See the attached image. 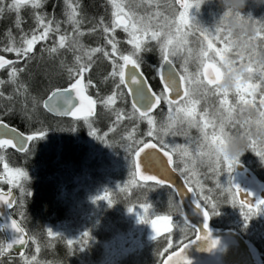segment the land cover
I'll use <instances>...</instances> for the list:
<instances>
[{
    "label": "snow or ice",
    "instance_id": "snow-or-ice-1",
    "mask_svg": "<svg viewBox=\"0 0 264 264\" xmlns=\"http://www.w3.org/2000/svg\"><path fill=\"white\" fill-rule=\"evenodd\" d=\"M46 3L47 0H7L6 10L16 13L15 27L20 30L21 35L17 40L9 29L8 44L0 47V52L13 53L16 57L12 60L0 55V70H8V79L7 81L0 79V86L14 85V91L24 97L25 118L30 119L32 111L40 106L56 115L71 116L74 120L87 124L89 135L108 147L111 145L107 143V133L101 136L92 125V118L97 115L98 106L114 114V127L110 129L112 131L115 130V124L125 119L146 121L148 125L146 135L153 140H159V143L135 141L139 146L134 150L129 145L127 150L133 158V183L143 187L147 182H153L155 185L173 189L176 196L183 195L170 180L155 174H146L147 165L152 162V153L145 150L154 149L162 152L167 158V166L172 172L179 171L185 177L184 187L187 192L193 197H196L198 190L201 192V195L194 199V204L203 216V230L195 229L194 240H190L189 243L181 242L179 245L175 244L170 236H166L167 245L159 253L163 257L170 249L178 248L167 255L166 259H162L160 264H192L184 254L190 244L205 242L206 250L211 251L219 243L211 238L208 221L210 216L219 214L217 209L220 205L219 202H214V197L204 194L203 185L199 179H196L199 166L207 164L210 171L217 177L221 172L231 173L234 170L238 158L221 159L213 152L214 146L222 144L226 136L246 138L247 150L254 151L264 162V24L257 27L256 22L249 17L247 23L254 27V35L246 45L233 49L232 38L219 27H216L215 31H210L201 27L194 18L190 17V9L199 10L204 0H196L195 4L190 3L189 0H170V2L169 0H107L108 19L100 17L87 32L81 28L84 20L79 0H63L64 19L62 21L56 17L55 4L51 13L42 11ZM5 4L6 0H0V14L5 11ZM24 9L32 10L35 25L28 32L22 28L24 20L20 13ZM63 24L69 25L71 31L63 29ZM194 29L203 38H198V49L189 46L191 43L189 37L194 34ZM98 31L103 34L104 45L92 47L83 42V36L92 35ZM118 31L125 34L123 43L130 46L129 50L120 49L121 41L117 38ZM221 33L224 34L221 35ZM49 40H52L51 45L47 44ZM217 43L223 44V47H217ZM38 44L42 45L41 52H47L50 56L58 55L61 50L72 53L73 63L65 65V62L61 61L62 66L66 67L69 85L51 91L47 99L42 101L33 98L31 110H29L27 103L29 93L26 86L20 82V74L25 71V67L18 68L16 65L30 61L36 53ZM152 44H155L160 58L157 67L161 85L159 92L153 89L141 71L142 54L151 51ZM98 54H102L112 65L111 71L104 79L111 80L114 89L106 96H100L98 93L94 97L88 90L96 86L91 79L86 78L85 74L91 72ZM229 57L243 71L236 86L230 91H225L221 90L218 84L220 67ZM235 57H239V61ZM177 59L183 60L179 70L176 68ZM192 63L196 65L195 71L189 69ZM122 89H127V93L125 94ZM230 94L236 97L234 103L229 99ZM123 95L132 98L130 112L115 107ZM3 97L4 93L0 91V98ZM211 97L219 98L218 106L210 101ZM7 99L11 100L13 97L8 96ZM162 105H167V115L166 119L158 122L152 113ZM237 110L241 114L246 111L249 113L243 118L242 123H237L239 120L235 115ZM253 112L256 113L255 119L251 115ZM193 128L198 130L199 137L194 138L190 135L189 130ZM135 131L136 128L133 127L126 138L131 139ZM45 134L44 131L25 134L0 120V152L14 149L16 152L28 153L31 150V142L42 139ZM168 135H183L187 142L170 144L163 138ZM142 153L143 159H141ZM174 154L181 157L184 163L183 168L175 166ZM0 169H2L0 181L10 186L6 193L0 190V204L6 205L9 209L18 205L22 206V200H17L12 189H19L22 196L31 195L24 184L28 180L26 171L20 167L11 166L3 154H0ZM135 177H139V181ZM140 181L145 184H140ZM193 183L198 185V188L193 187ZM216 187L227 193V203L234 207L239 205L245 227L253 215L264 211V200H257L253 204L250 200L244 199V197H251L252 193L242 192L238 186L232 184L231 179L225 187L217 178ZM97 201L105 202L108 207L113 206V200L106 189L104 194H99L92 200L93 203ZM171 203L173 202L170 201ZM178 207L181 206L178 205ZM141 208L142 212L136 215L137 222L150 224L152 240H157L165 232H172L173 218L171 216L155 215L154 218H150L151 205L145 203L141 205ZM127 212L131 214L134 209L129 207ZM184 222L188 223L186 218ZM9 227L14 233V238L10 242L0 241V257L17 249L24 264H37V257L33 255L29 259L24 251L31 241L32 244L37 245L36 252H39L37 238L29 235L15 219L11 220ZM47 236L59 235L47 230ZM90 239L89 232L85 231L81 234L83 245H87ZM67 243L71 247L73 240H68Z\"/></svg>",
    "mask_w": 264,
    "mask_h": 264
},
{
    "label": "trees",
    "instance_id": "trees-1",
    "mask_svg": "<svg viewBox=\"0 0 264 264\" xmlns=\"http://www.w3.org/2000/svg\"><path fill=\"white\" fill-rule=\"evenodd\" d=\"M79 3L84 20L81 28L85 32L94 23L98 22L100 17L108 19L109 9L105 0H79ZM54 4L56 5V17L62 21L64 19L62 13L64 7L63 0H47L42 11L51 13ZM255 4H257L255 9L258 12L264 13V0H256ZM6 9L7 0L5 11L0 14V47L8 44L9 37L7 33L9 29H11L12 34L17 40H19L21 35L20 30L15 27L16 13L8 12ZM20 15L24 20L22 28L25 32L35 27L31 9L22 10ZM254 22H256L257 27L264 24L262 18L256 19ZM62 28L67 29L69 32L71 31V27L67 24H63ZM117 38L121 41L119 47L122 51L130 49L129 45L127 46L126 43H123L126 38L125 34H121L118 31ZM82 40L86 45L92 47L105 44L103 34L99 31L92 35L83 36ZM51 43L52 40L47 42L48 45H51ZM41 47V44L36 46V53L30 61L16 65L18 68L25 67V71L20 74V82L26 86L29 93L27 98L29 110H31L33 98L42 101L47 98L51 91L67 87L70 83L66 67L62 66L61 61H64L65 65H71L73 63V54L61 50L58 55L50 56L47 52H41ZM151 47V51L142 54L141 71L153 89L159 92L161 85L157 75V67L160 58L153 51V48H156L155 44L151 45ZM0 55L5 56L7 59H16L13 53L0 52ZM182 63V59L179 62L176 60L178 70ZM195 67V65L190 64V71H195ZM111 69L112 65L109 60L105 59L102 54H98L91 72L85 74L86 78L91 79L96 86L89 88L90 95L96 97L99 93L100 96H106L113 91L114 84L112 81H105L104 79ZM7 73L8 70L6 69V72L1 77L5 81L8 79ZM48 83H51V87L44 88ZM14 88L15 86L11 84L0 86V91L4 93V97L0 98V120L25 134H31L36 131H44L46 133L42 139L31 142V150L28 153L20 154L12 149L0 152L11 166L24 169L28 176V180L24 184L26 190L31 195L22 196L19 189L14 188L17 200H22L23 203L22 206L18 205L11 209L10 213L29 235L37 238L39 252H36L37 245L32 244L31 241L25 247V255L29 259L35 255L37 257V264H81V262L83 264H91L90 254L94 245V241L92 240L94 237L91 236L97 235L99 237L95 238L101 241L102 236L111 235L113 230L123 228L120 216L124 212L126 216L127 208L147 203L151 204V207H154L159 213L165 212L162 214H170L172 216L176 214L167 212L168 208L174 205L167 203V199L164 200L165 195L162 190L171 192L170 190L150 183H140L145 184L143 187L133 183V158L127 150L129 145L134 150L139 146L135 141L144 140L159 143V140L150 139L146 135L148 126H145V121H130L125 119L115 124V130L112 131L110 129L114 127V114L98 106L97 115L92 118V125L101 136L107 133V143L111 145V150L110 147L89 135L88 125L83 121H77L73 118H53L44 111L42 106L32 111L30 119L25 118L24 97L17 94ZM122 90L125 94L127 93L125 89ZM8 96H12L13 99H7ZM216 106L218 105L216 104ZM115 107L117 109L123 108L130 112L131 105L128 96H121ZM37 110H39L41 116H38ZM246 112L241 114L237 110L235 115L240 119V116L245 115L246 117L249 115ZM152 115L156 117L158 122L166 119L167 105H162ZM251 115L252 118H256V113L254 115L253 112ZM133 127L136 128V131L132 133L131 139H127L126 137L132 132ZM91 142L95 145H100L98 153L102 160L113 156L112 160L118 161L119 159L116 157H122V160L127 159L129 162L128 168L123 170L124 166L120 165L121 163L116 165L108 163L107 172L101 168L98 169L97 178L104 180V182L95 185L93 182L94 174L91 171H86L81 166V162H85L87 156L94 158V154L89 150L88 143ZM161 147L163 146L161 145ZM118 153H121L122 156H119ZM239 162L246 166L259 182L264 184V162L260 160L254 151L251 149L246 150L241 155ZM70 167L72 168L70 169ZM122 180L126 182V185L119 189L117 183ZM215 184L213 182L209 186L213 189ZM90 187L91 191L86 190ZM8 188L9 186L6 183L0 181V190L6 191ZM105 189L113 200V206L108 207L103 201L91 203L94 197L104 194ZM213 190L216 191L214 194L209 192L208 189L205 192L210 197L215 196L216 200L224 205V209L226 210L225 213L223 210L221 212L218 211V213L224 214L219 215L217 227L237 231L256 249L261 264H264V213L262 219L253 215L247 221V226L245 227V221L236 217L238 213L234 214L232 205L227 203L226 196L222 194L221 189L215 188ZM85 193H90L91 195L89 204L82 203L83 205L80 204V207L71 213L68 210V205L71 203L72 197L74 195L83 197ZM196 197L198 198L199 195L197 194ZM230 215L236 217L238 223L230 225V222L234 220ZM211 222L214 224L213 221ZM59 224H71L69 227L71 230L77 227L75 230L77 233L75 236L76 240L71 247L68 245V240L65 236H47V230ZM85 231L89 232L91 239L87 245L79 244L81 242V234ZM69 235L70 231L68 237ZM190 238L192 237H188V239ZM0 241H5V234L1 227ZM173 241L177 243L178 240L173 239ZM78 245L82 247L84 253L82 257L79 255ZM165 245L164 239L155 244L146 243L144 250L142 249L143 251L141 250L136 257L137 259L131 260H135V263H132L158 264L163 258H157V256ZM175 249L177 248H173L168 254ZM0 261H2V264H24L19 253L13 252L0 257Z\"/></svg>",
    "mask_w": 264,
    "mask_h": 264
},
{
    "label": "rangeland",
    "instance_id": "rangeland-1",
    "mask_svg": "<svg viewBox=\"0 0 264 264\" xmlns=\"http://www.w3.org/2000/svg\"><path fill=\"white\" fill-rule=\"evenodd\" d=\"M105 1L107 2V0H105ZM169 2H170V0H169ZM189 2L195 4L196 0H189ZM255 2H256V0H247L246 5H245L244 9L242 10V15L245 18L250 17L253 21H256V19L258 20L261 18L264 20V13L258 12L255 9V7L257 6V4H255ZM162 7H163V4H162ZM223 12H224V8L218 3V0H204V3L201 4L199 10H197L196 8L190 9L189 15H190V17L194 18L195 22L197 24H199L201 27L207 28L210 31L211 30L215 31V29L217 27L215 25V23L218 22V20L222 16ZM193 32H194V34L189 37V40L191 41L189 46L192 47L193 49H198L199 48L198 38L199 39H203V38L200 36V33L198 31H195V29L193 30ZM120 33L124 34L123 32H120ZM223 34L224 33H221V35H223ZM217 47H223V44L217 43ZM186 54L187 53H185V55ZM237 60L239 61V58H237ZM177 61L179 62V61H181V59H177ZM192 64L195 65L194 63H192ZM47 87L48 88L51 87V83H48L44 86V88H47ZM40 92H44V91H40ZM209 99L211 102H214L215 104L218 105V99H219L218 97H211ZM229 99L231 102L234 103L236 97H234L232 94H230ZM202 106H204V105L202 104ZM37 111H38V116H41V113L39 112V110H37ZM246 113H248V112H246ZM238 114H240V113H238ZM254 115H255V113H254ZM243 117H245V115L240 116V119L243 120ZM237 119H239V118H237ZM253 119H255V118H253ZM145 126H148L146 121H145ZM237 127H239V125H237ZM189 132H190V135L192 137H194V138L199 137V132L197 129H195V128L190 129ZM163 138L165 141H167L170 144H172V143L185 144L187 142L186 137L183 135H177V136L168 135V136H164ZM150 139H153V138L150 137ZM193 147H194V145H193ZM99 148H100L99 144L95 145V144H93V142H91L89 144V150H91V153L94 154V158H89L87 156L86 161L83 163L81 162V166L86 171H88V172L91 171L94 174L93 182L95 185L101 184L104 182V180H100L97 178L99 168H101L103 171L107 172L108 163H110L111 165H116L118 163H121L120 165L124 166L123 170H125L129 166V162L127 161V159L122 160L121 159L122 157H116L117 159H119L118 161L112 160L113 156H110L108 159L102 160L100 154L98 153ZM174 156H175L174 160L176 161V166L179 164L181 166L180 168H183L184 163H183L181 157L178 154H174ZM240 157L238 158V163H240L239 162ZM243 167L245 170H249L246 166L243 165ZM71 168L72 167H70V169ZM132 168H133V166H132ZM133 172H134V170H133ZM177 172H179V171H177ZM233 175H234V170L231 173H227L226 171L221 172L219 174V177H217L213 172L210 171L208 165L204 164V165L199 166L196 179H199L200 183L203 185L204 194H205L206 189H208V191L211 190L209 192L214 194V192H216V191H214L213 189H215L216 185L213 186V189L209 185H211L218 178L219 182L222 185H225V187H227L228 181H229V179L232 178ZM181 177L183 179H185L184 176L181 175ZM125 185H126V182L123 180L121 182L117 183V186L119 187V189ZM193 186L198 188V185H196L195 183H193ZM164 188H166V187H164ZM8 189L6 191H8ZM166 189H168V188H166ZM217 189H219V188H217ZM86 190L91 191V187L87 188ZM197 194L200 196L201 192L198 190ZM222 194L227 197L226 192H222ZM90 196H91L90 193H85V195L83 197L74 195L72 197L71 203L68 205V210L71 213H73L77 208L80 207V204H82V203L89 204V201L91 198ZM214 198H215L214 202H218L216 200L215 196H214ZM91 203H92V200H91ZM141 205H143V204H138L135 207H133L134 212L131 214L127 212L128 208L126 209V216H125V212L121 214L120 222H121V225L123 228H121V229L117 228L116 230H113L111 232L112 235L110 236L113 238L109 239L108 241L98 242V245L101 246L102 250L104 251V254L100 251V254H99L100 256H98L95 259H91V262H90L91 264H133V263H135V260L134 261H131V260L137 259L136 257L139 255V252L142 249L144 250L145 245H146L145 244V242H146V231H147V227L150 225V224H148V225L147 224H141V223L137 222L136 215L138 212H142ZM149 205H151V204H149ZM219 205H220L219 207L224 208V205H222L221 203H219ZM232 211H234V214L238 213V216L235 215L236 217L243 219L241 217V214H240L241 209H240L239 205H237L236 207L232 206ZM162 213H165V212H162ZM162 213H159V211L156 210L154 207H151L149 209L150 218H154L155 215H166V214H162ZM261 213H263V211L258 214L259 217H257V218L262 219ZM167 215H170V214H167ZM230 217H232L234 219L230 222V225H234V224L238 223V219L236 217L231 216V215H230ZM70 226H71V224H59L56 226H52L50 230L53 233H56L58 235L67 236V237H65L67 240H73V242H75V240H76L75 236L77 235L75 230L77 227H74V230H71L69 228ZM69 231H70L69 236H72V237H68ZM130 235H132L133 237H129ZM103 242H105V243H103ZM175 244L178 245L179 242H177ZM166 245H167V242H166ZM166 245H165V247H166ZM170 250H172V249H170ZM160 252H162V251H160ZM158 257L162 259V257L159 254H158L157 258ZM81 264H83V263L81 262Z\"/></svg>",
    "mask_w": 264,
    "mask_h": 264
},
{
    "label": "flooded vegetation",
    "instance_id": "flooded-vegetation-1",
    "mask_svg": "<svg viewBox=\"0 0 264 264\" xmlns=\"http://www.w3.org/2000/svg\"><path fill=\"white\" fill-rule=\"evenodd\" d=\"M5 72H6V69L0 70V79H2L1 77ZM151 161L152 162L147 165L146 173L151 172V173H153L157 176H161L163 178H165V176L167 174H170L171 168L170 169L167 168V162L164 161L162 158L156 156L155 154H152ZM176 167L180 168L181 166L178 164ZM176 173L180 174L179 172H176ZM135 179L139 181L138 177H135ZM140 183H145V182L140 181ZM147 183L149 184L152 182H147ZM245 187L247 188V186H245ZM215 188H217V187H215ZM248 190L251 191L252 197H254V199L256 198L255 200L257 201L258 195L253 190V187L251 186ZM196 198L197 197H193L192 201L187 200L186 202H182L181 204L177 202L176 205L168 208V210H167L168 213H176L174 216L169 215L173 218L172 224H171L172 232L171 233H164L163 235L159 236L157 238V240L148 241L147 240L148 235H147V231H146V242H145V244L146 243L155 244V243H158L159 241H162V239H164V241H166V239H165L166 236H170L172 240L173 239L178 240L177 242H179V243H181V242L188 243L190 240H194L195 235H196V231H195L196 228L192 224L184 222L185 221L184 209H185L186 215L190 221H194V222H199L201 220L203 221V216L196 209L195 204H194V199H196ZM178 205H180L181 207H178ZM181 208H182V210H181ZM221 210H223L224 213L226 211L224 208L223 209L222 208L217 209V211H219V212H221ZM224 213H219L218 215L210 216V219L208 221V230L209 231L220 230L221 232L230 231V232L237 233L235 230L220 229L217 227V223L219 222V215L224 214ZM211 221H213L214 224H212ZM111 235L102 236L103 238H101V241H108L109 239L113 238V237H110ZM65 237H67V236H65ZM69 237H72V236H69ZM91 237H94L92 239L94 241V245L92 246V252L90 254V257H91V259H95L98 256H100L99 255L100 251L103 254H104V251L102 250L101 246L98 245V242H100V241H98V238H95V237H99V236L93 235ZM129 237H133V236L130 235ZM183 237H185V238H183ZM188 237H192V238L188 239ZM232 240H233V237H230V236L220 238V240H217V241H219V243L216 246V248L212 249L211 251L206 250V247H207L206 243L200 242L199 246L196 249H194V251H193V258H194L195 262L192 264H200L203 259L205 260V264H241L240 261L238 260L239 257L237 258L238 254H237V252H235V248H234V244L232 243ZM103 243H105V242H103ZM79 244H81V242H79ZM77 247L79 249V255H80V257H82L84 255V253L82 251V247H80L79 245ZM201 248L203 249V251H198ZM24 250H25V248H24ZM176 250H178V248L175 249L174 251H176ZM160 251H162V250H160ZM167 255H169V254L167 253ZM167 255H164L165 257L163 256L162 258L163 259L166 258Z\"/></svg>",
    "mask_w": 264,
    "mask_h": 264
},
{
    "label": "water",
    "instance_id": "water-1",
    "mask_svg": "<svg viewBox=\"0 0 264 264\" xmlns=\"http://www.w3.org/2000/svg\"><path fill=\"white\" fill-rule=\"evenodd\" d=\"M126 92H127V89H126ZM128 98H129V103L131 105L132 98L130 96H128ZM44 111L47 114H49L50 116H52L53 118H71V116H61V115H56V114L50 113L46 110H44ZM12 150H14V149H12ZM145 151L150 152L152 154H155L156 156L162 158L164 161L167 162V158L163 156L162 152L156 151L154 149H146ZM17 153L23 154V152H17ZM143 158H144V154L142 153L141 159H143ZM167 168L170 169L168 166H167ZM235 168H236V172H235L234 176L232 177V180H231L232 184L238 186L242 190V192H244V193H251V191H249L248 189L252 186L253 190L258 195V200H264V186L260 182L253 180L247 173H245L242 169H240V166L237 165ZM146 174H153V173L148 172ZM164 179L170 180L174 184V186L176 187V189L178 191H181L183 193V195L185 194L186 195V201L187 200L192 201V199H193L192 194L187 192V189L184 187V181L176 172H172L170 170V174H167ZM245 186H247V188ZM171 190L173 192V189H171ZM13 194L15 195L14 191H13ZM241 195H243V194H241ZM244 199L250 200V202L253 204H254V202H256V200H255L256 198L254 199V197H252V196L251 197H244ZM186 201H184L180 198L179 203L181 204L182 202H186ZM9 210L10 209L6 205L0 204V225L6 234V237H7L6 242H10L14 238V233L12 232V230L9 227L11 220L14 218L11 216ZM184 218L187 219L189 224H192L193 226H195L196 229H199L201 231L203 230L204 220L203 221L201 220L199 222L190 221L186 215L185 209H184ZM165 233H167V232H165ZM210 233H211V238L215 239V240H220V238L227 237V236L233 237L232 243L234 244L235 252H237V254H238L237 258L239 257L238 260L240 261L241 264H258L255 257L251 253L249 247L246 245V243L244 242V240L241 238V236L238 233L230 232V231L221 232L220 230H211ZM152 234L153 233L151 230V226L149 225L147 228V235H148L147 240L148 241L152 240L151 239ZM199 244H200V242H197L195 244H190L184 251L186 258L188 260H190L192 263L195 262L194 258H193V251H194V249H196L199 246ZM17 248H19V246H17ZM198 251H203V249L201 248ZM12 252L18 253L19 251L17 249H14ZM203 260L200 264H205V260L204 261Z\"/></svg>",
    "mask_w": 264,
    "mask_h": 264
},
{
    "label": "clouds",
    "instance_id": "clouds-1",
    "mask_svg": "<svg viewBox=\"0 0 264 264\" xmlns=\"http://www.w3.org/2000/svg\"><path fill=\"white\" fill-rule=\"evenodd\" d=\"M246 2L247 0H218L224 12L215 25L232 38L233 49L243 47L254 35V27L247 23L248 18L242 15ZM242 71L231 57L226 58L220 67L218 87L225 91L232 90ZM237 123H242V120H237ZM246 150L247 140L241 136H226L222 144L213 148L215 155L227 160L239 158Z\"/></svg>",
    "mask_w": 264,
    "mask_h": 264
},
{
    "label": "bare ground",
    "instance_id": "bare-ground-1",
    "mask_svg": "<svg viewBox=\"0 0 264 264\" xmlns=\"http://www.w3.org/2000/svg\"><path fill=\"white\" fill-rule=\"evenodd\" d=\"M153 51L155 52V54L156 55H158L159 56V53H158V50L156 49V48H153ZM154 55V54H153ZM160 63V62H159ZM159 65V64H158ZM159 78V77H158ZM88 144H90V143H88ZM115 146H113V148H114ZM110 149L112 150V147H110ZM114 149H116V148H114ZM118 149V148H117ZM118 155L119 156H122V154L121 153H118ZM215 183H216V181H214ZM13 190V189H12ZM14 191V190H13ZM162 191H164V200H166L167 199V203H169L170 204V201H172L173 203H171V204H173V205H176L177 204V202L179 203V201H180V198L182 199V200H184V201H186V195L184 194V195H182V196H176V195H174L172 192H169V191H166V190H162ZM14 193H15V196L17 197V194H16V192L14 191ZM205 194H207L206 192H205ZM208 195V194H207Z\"/></svg>",
    "mask_w": 264,
    "mask_h": 264
}]
</instances>
